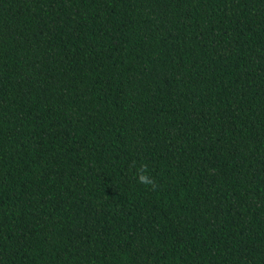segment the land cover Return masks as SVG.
<instances>
[{
  "label": "trees",
  "instance_id": "obj_1",
  "mask_svg": "<svg viewBox=\"0 0 264 264\" xmlns=\"http://www.w3.org/2000/svg\"><path fill=\"white\" fill-rule=\"evenodd\" d=\"M0 264H264V0H0Z\"/></svg>",
  "mask_w": 264,
  "mask_h": 264
},
{
  "label": "clouds",
  "instance_id": "obj_2",
  "mask_svg": "<svg viewBox=\"0 0 264 264\" xmlns=\"http://www.w3.org/2000/svg\"><path fill=\"white\" fill-rule=\"evenodd\" d=\"M137 179L140 183L145 185H149L153 182L152 179L143 170L139 171Z\"/></svg>",
  "mask_w": 264,
  "mask_h": 264
}]
</instances>
